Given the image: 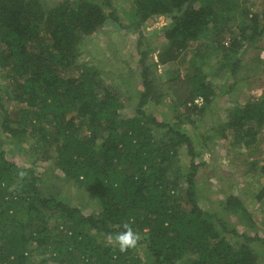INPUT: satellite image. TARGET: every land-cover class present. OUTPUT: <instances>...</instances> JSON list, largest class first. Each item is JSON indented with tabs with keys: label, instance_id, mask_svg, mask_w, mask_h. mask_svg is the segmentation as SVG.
<instances>
[{
	"label": "trees",
	"instance_id": "trees-1",
	"mask_svg": "<svg viewBox=\"0 0 264 264\" xmlns=\"http://www.w3.org/2000/svg\"><path fill=\"white\" fill-rule=\"evenodd\" d=\"M115 1L0 0V264H264V157L245 159L257 186L230 180L218 199L200 173L216 146L264 142V90L219 104L260 70L243 55L264 0ZM110 23L134 62L88 58ZM125 221L142 240L121 253L105 234Z\"/></svg>",
	"mask_w": 264,
	"mask_h": 264
},
{
	"label": "rangeland",
	"instance_id": "rangeland-1",
	"mask_svg": "<svg viewBox=\"0 0 264 264\" xmlns=\"http://www.w3.org/2000/svg\"><path fill=\"white\" fill-rule=\"evenodd\" d=\"M58 1V0H57ZM126 0H117L114 3V6H119L120 3L125 4ZM263 0H253V3L255 4L254 9H261V2ZM154 23L149 26L148 29L153 30L154 28H160L165 23L164 17H158L154 19ZM109 22H111L109 20ZM106 26L105 30L103 32L93 35L91 39L88 41V45L86 47V50H88L89 55L88 58H94L97 61L101 60L102 67H106L108 65L113 67V64H115V68L119 66V64L124 61L127 62H134L130 55L133 54V38L131 36H128L126 31L122 30L119 27H114L113 25ZM263 47L264 46V38L256 44L255 47ZM110 47L117 50V53L115 54L114 58H111V49ZM255 47H247L244 49V55L246 56V59L249 60L250 58H255L256 56L260 55L262 62L258 64L259 69L258 71L251 72L248 82L246 81L244 85L237 87L235 91H232L230 95L223 96L220 99L219 104L221 106H224L226 108H231L232 102L235 98H247L249 97V93L251 92V95H254L256 98L262 94V91L264 90V50L257 49ZM96 56V58H95ZM91 57V58H90ZM92 59V60H94ZM95 61V60H94ZM119 63V64H116ZM253 64V63H252ZM251 68L257 67L255 64L251 65ZM107 68V67H106ZM114 68V67H113ZM255 69V68H254ZM160 72V68H159ZM244 72V71H242ZM241 72V74H243ZM249 87V88H248ZM171 97V96H170ZM167 97L166 102L171 103V98ZM226 108H221L220 106H216L214 109L215 112H218V115H215L214 117L218 119V117H223L222 113H224ZM124 112L126 114H130V109H126ZM213 114V115H214ZM210 119L206 121L205 125L210 124ZM262 133H264V128L262 130ZM258 148V149H257ZM256 149L251 150H245V149H224V146H216L214 149H212L211 153H206L204 155V159L208 160V166L205 167L204 171L203 169L200 170L201 178L203 179L205 183V189L207 192V195L209 197V200L211 198L218 199L219 194L224 191V194L227 191L232 190L233 193H237L241 187H243L246 183L251 182L255 186H257V180L252 176L253 174L246 172L248 169L247 163L245 162L246 157H256V158H262L264 157V142H261L259 146ZM262 161V160H260ZM262 162H260V165ZM245 174V175H244ZM231 181L229 184H231L232 189H228V182ZM234 180L236 182H234ZM222 186V190L220 186ZM246 186V185H245ZM62 192L67 196V199L71 202V204L75 206H82L87 205L89 203V197L85 195L84 190H76V188L69 187V186H63ZM221 199V198H220ZM220 199L218 201H220ZM248 204L252 207V213L254 218L256 219V224L260 226V223L262 221V212L260 211L259 207L256 204H252L251 199H246ZM218 201L216 204H218ZM214 204L216 207L217 205ZM243 224V223H242ZM246 227L243 225H239L238 228L242 229ZM246 229L249 232H252V229L248 226Z\"/></svg>",
	"mask_w": 264,
	"mask_h": 264
},
{
	"label": "clouds",
	"instance_id": "clouds-1",
	"mask_svg": "<svg viewBox=\"0 0 264 264\" xmlns=\"http://www.w3.org/2000/svg\"><path fill=\"white\" fill-rule=\"evenodd\" d=\"M132 223L133 221H125L122 225L123 230L115 235L105 234V239L117 246L121 253L136 249L142 240L141 234L133 229Z\"/></svg>",
	"mask_w": 264,
	"mask_h": 264
},
{
	"label": "built area",
	"instance_id": "built-area-1",
	"mask_svg": "<svg viewBox=\"0 0 264 264\" xmlns=\"http://www.w3.org/2000/svg\"><path fill=\"white\" fill-rule=\"evenodd\" d=\"M165 24V23H164ZM163 26V25H162Z\"/></svg>",
	"mask_w": 264,
	"mask_h": 264
}]
</instances>
